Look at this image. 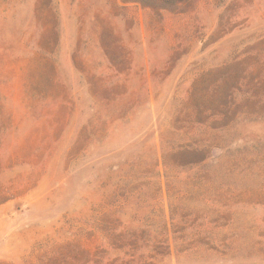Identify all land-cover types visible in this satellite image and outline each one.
<instances>
[{
    "label": "rangeland",
    "instance_id": "1",
    "mask_svg": "<svg viewBox=\"0 0 264 264\" xmlns=\"http://www.w3.org/2000/svg\"><path fill=\"white\" fill-rule=\"evenodd\" d=\"M0 264H264V0H0Z\"/></svg>",
    "mask_w": 264,
    "mask_h": 264
}]
</instances>
